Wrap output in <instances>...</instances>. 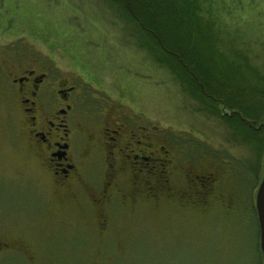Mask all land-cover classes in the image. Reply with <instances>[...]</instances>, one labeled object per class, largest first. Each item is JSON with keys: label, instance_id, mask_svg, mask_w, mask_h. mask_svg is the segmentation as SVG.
I'll list each match as a JSON object with an SVG mask.
<instances>
[{"label": "rangeland", "instance_id": "374dc122", "mask_svg": "<svg viewBox=\"0 0 264 264\" xmlns=\"http://www.w3.org/2000/svg\"><path fill=\"white\" fill-rule=\"evenodd\" d=\"M141 2L153 19L150 24L145 16L142 18L147 31L128 13L119 12V4L106 0H0V84L14 67L7 51L30 58L29 64L51 60L70 81L81 75L82 85L89 92L96 94L95 89H104L141 124L165 135L161 142L181 155L185 164H193L195 172L213 170L221 184L233 182L230 187L238 192L234 202L241 210L228 215L219 211L201 218L185 207L159 212L141 204L135 213L128 212L123 210L127 206L115 201L111 235L101 238L92 233V227H83L77 217H61L65 201L53 185L47 184L54 212L36 222V237L49 241L48 251L53 252L54 262L60 261L61 245L68 237L65 244L75 255L69 258L71 264H85L82 256L90 250H102L110 257V264H264L258 219L249 222L246 209L249 197L255 203L264 176V149L259 177L245 169L247 177L241 180L242 161H255L256 154L249 143L234 140V130L222 117L200 110L177 78L184 73L179 70L178 76L175 74L179 66L176 62L175 69L160 64L141 45L144 37L158 40L156 36L163 34L165 23L170 29L176 28L166 19L161 2ZM215 8L220 17L230 19L232 27L239 28L258 47V40L264 36V0H215ZM155 13L160 23H154ZM180 56L184 57L172 54L179 61ZM196 85L201 86L199 82ZM223 95L221 90L217 94L206 90V98L211 101H224ZM224 107L219 105L220 109ZM226 109L231 113L232 108ZM261 123L264 116L256 125ZM261 130L264 134V127ZM26 138L23 120L11 116L9 104L0 97V235L11 241L32 242V194L42 188L36 183L34 174L38 176L40 169L34 167ZM213 199L218 201L217 197ZM21 228L30 232L23 235L18 232ZM0 264L30 263L11 256Z\"/></svg>", "mask_w": 264, "mask_h": 264}, {"label": "flooded vegetation", "instance_id": "af4514ba", "mask_svg": "<svg viewBox=\"0 0 264 264\" xmlns=\"http://www.w3.org/2000/svg\"><path fill=\"white\" fill-rule=\"evenodd\" d=\"M7 53L14 67L5 73L0 97L9 104L11 116L23 120L34 167L40 169L38 176L33 174L42 189L32 194V242L0 235L3 262L19 256L30 264L73 263L69 258L75 255L66 246L68 237L59 250L60 261L54 262L49 241L35 234L36 222L54 212L47 184L65 201L61 217H77L83 227H92V233L101 238L111 235L115 201L127 206L123 210L128 212L135 213L141 204L159 212L185 207L201 218L241 210L234 202L238 192L230 187L233 182L221 184L213 170L195 172L193 164H185L181 155L161 142L165 135L141 124L104 89L89 92L81 75L70 81L51 60L40 59L34 65L27 61L30 58ZM247 203V220L254 221L256 205L250 197ZM18 232L25 235L30 230ZM82 257L85 264H110L102 250L84 252Z\"/></svg>", "mask_w": 264, "mask_h": 264}, {"label": "trees", "instance_id": "16d2710c", "mask_svg": "<svg viewBox=\"0 0 264 264\" xmlns=\"http://www.w3.org/2000/svg\"><path fill=\"white\" fill-rule=\"evenodd\" d=\"M106 1L109 4H119V12L128 13L141 25L144 16L150 24L153 21L148 13L150 11L141 0ZM157 1L161 2V10L166 19L169 18L176 28L170 29L165 23L166 29L162 30L163 27L156 24L163 34L156 36L158 40L144 37L150 42L142 38L141 45L160 64L175 69L173 66L176 62L179 66L174 73L177 76L179 70L184 73V76L176 77L186 87L185 91L200 110L222 117L234 130V140L241 139L250 144L256 160L242 161L244 173L241 180L247 177L245 169L258 178V164L264 149V134L261 133L264 123L256 125L264 116V36L258 40L259 45L256 47L239 28L232 27L230 19L220 17L214 11L215 0ZM156 22L160 23L161 19L155 13L154 23ZM142 26L147 31L148 26ZM172 54H183L184 57L180 56L179 61ZM184 66L191 68L190 72ZM196 82L201 86H197ZM209 88L213 94L219 93V90L224 94V101H218L225 106L224 109L219 108L218 102L206 98V90ZM226 108H232L231 113ZM261 134L263 138L259 139ZM257 222L259 225V220Z\"/></svg>", "mask_w": 264, "mask_h": 264}, {"label": "water", "instance_id": "95a60500", "mask_svg": "<svg viewBox=\"0 0 264 264\" xmlns=\"http://www.w3.org/2000/svg\"><path fill=\"white\" fill-rule=\"evenodd\" d=\"M255 204L260 226V247L264 257V176L257 189Z\"/></svg>", "mask_w": 264, "mask_h": 264}]
</instances>
